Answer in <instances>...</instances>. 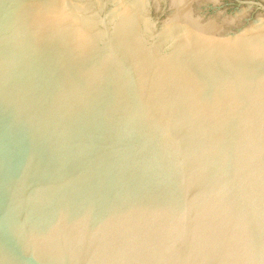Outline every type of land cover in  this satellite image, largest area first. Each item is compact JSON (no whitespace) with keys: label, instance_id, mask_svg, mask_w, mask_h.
Listing matches in <instances>:
<instances>
[{"label":"water","instance_id":"obj_1","mask_svg":"<svg viewBox=\"0 0 264 264\" xmlns=\"http://www.w3.org/2000/svg\"><path fill=\"white\" fill-rule=\"evenodd\" d=\"M0 264H264V0H0Z\"/></svg>","mask_w":264,"mask_h":264}]
</instances>
